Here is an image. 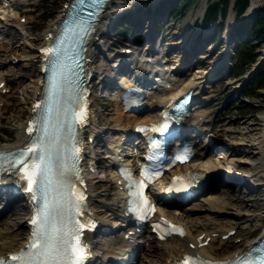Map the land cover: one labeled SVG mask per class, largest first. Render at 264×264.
I'll use <instances>...</instances> for the list:
<instances>
[{
    "label": "rangeland",
    "instance_id": "obj_1",
    "mask_svg": "<svg viewBox=\"0 0 264 264\" xmlns=\"http://www.w3.org/2000/svg\"><path fill=\"white\" fill-rule=\"evenodd\" d=\"M29 1H33V4L27 3ZM63 1L64 0H26V3L24 2L16 5L13 10L18 11L19 15L25 18L22 22L25 25L27 32L30 36L38 38L37 40H33V42H38L41 36L40 33L48 27L49 21L57 16L60 10V5ZM199 2V0L192 2V6L189 8L190 12H192L191 15L194 14L195 10L193 11V9L194 7H198ZM262 3H264V1H261L256 6H259ZM248 12L249 11L247 10L245 14ZM233 14L234 13L232 11H229L225 20H227L229 16L234 17ZM195 16H198V14ZM240 17L241 16L236 17V20H239ZM184 19L185 16L178 18L177 21L176 19L172 20L169 23L175 22L174 24L176 26H180L184 23ZM7 22H11V20L6 19L5 23ZM121 26L124 27V23H122ZM6 27L7 26L4 22L0 21V30H2L0 32V36H2L0 39V47H2L0 49V74H4L5 77V87L0 90V96L4 98L6 102L4 105L7 108L6 111H1V139L4 134H7L13 128L14 125H17L20 121L24 120L26 115L25 110L28 105L27 96L29 93V84L31 83L32 78L37 74L36 59L33 60L26 58V56L30 55V51L33 52L34 50L28 48L25 43H21L22 38L20 39V34L14 31L12 27H9L8 29ZM183 29H185V26H183ZM118 31L119 30L113 32L116 35H112V37L108 40L107 44L111 47H114L112 42H116V40L119 41L121 38ZM165 34H167L166 31ZM260 42L262 41H255V44H253V47L257 52L256 55H258L255 62L257 65L264 64V59L262 60V57L264 56V44L260 45ZM212 46L214 49L210 56H197L196 59L194 58L197 62L195 63V66L200 63L205 67L210 66V59L213 61V57H216L218 53L222 51L220 50L221 44H212ZM216 46H218V48ZM227 49L230 52L231 47L229 46ZM112 53L113 52H110V55ZM93 55L97 64L99 66L102 65V54L97 52ZM177 55H180L178 49L173 48L167 56V62H173ZM105 63L107 62L105 61ZM225 63L226 65L231 64V62L228 61H225ZM195 71L196 69L194 72ZM229 75L230 70L227 69L220 78L210 85V87H205V91L201 97L202 99H205L207 103L205 106L201 107L200 110L203 112L206 122L202 125L203 132L199 134L198 140L201 145H205L209 138L208 143L210 147L213 148V151L209 155L205 156L208 158H215L219 156L220 153H224L230 142H240L238 143L240 150L232 151V156L241 155V159H244L247 162L244 166V170L249 171V165L258 158L257 148L251 145L250 139L251 137L261 134L263 121L260 120L259 113L262 109H264V97L256 94L238 97L239 83L242 81V78H231L228 77ZM94 83H96V80H94ZM97 87L99 88L100 85L98 84ZM8 88H10L9 91ZM256 90L257 92H264V88H257ZM103 95H108V98L103 97ZM226 100L229 102L225 103ZM1 102L2 101H0V105H2ZM94 107V124L92 127L96 128L97 137L92 143H88V152L90 155H93L96 160L101 162H99V164L106 166L109 159L106 160L104 156H106V154H110V149H115V146L119 143V141L121 143V147L119 148L120 150L122 148L125 149L128 146V143L122 142L123 140L121 139L119 140L120 132L127 130L130 125L128 121L129 118L127 117L128 113H125L121 108L123 116L120 117V109L115 102L113 92L111 90L104 89V87L102 91L96 93ZM118 119L122 120L121 125H117ZM97 123L98 125H96ZM251 123H254L255 127L248 130V125ZM13 132L15 131L13 130ZM124 151L125 150H122L121 154H124ZM91 179L97 188L98 194L95 196L96 212L101 216V218H103V220L108 221V226L113 225L112 216L107 215L109 205L114 203L117 199V189H115L113 185L115 180L113 178V173L110 169L101 170L100 168H97L96 172L92 174ZM220 191H226L233 196V199L227 203V206L223 210L217 212L216 215L209 221L204 220L203 216H201L203 214V209H200L197 212V215L193 214V218L194 216H199V220H202L200 222L203 224L201 227H193L196 232L203 228L209 229L214 227L217 223L222 225L227 221L229 222L230 219L234 220V234L230 235L228 238H221L223 243L219 242L217 235L214 245L219 248L217 250L218 253H216L215 256H223L229 251L241 247L245 240L249 239L253 234H255V232H257L256 229L249 234V236L246 234L247 230L252 227V224L256 221V219L260 218L261 214L264 213L262 210V201L258 198L260 194H257L255 189H247L245 186L237 189L236 187L218 185L216 192L214 193L215 196L210 197L207 196V194L201 195L193 202L199 206H205L209 203L208 199L216 198V194ZM0 218H2V216H0ZM243 222L245 223L244 226H242ZM24 228L25 227H22L21 229V238L23 237ZM108 237V235H97L95 239L103 241V239ZM167 241L169 242V240ZM160 243L161 242L153 241L150 242L148 246H157ZM99 247V254L102 255V245L99 244ZM149 253H152V255L148 256V258L155 260L156 257L153 255V247H150Z\"/></svg>",
    "mask_w": 264,
    "mask_h": 264
},
{
    "label": "bare ground",
    "instance_id": "obj_2",
    "mask_svg": "<svg viewBox=\"0 0 264 264\" xmlns=\"http://www.w3.org/2000/svg\"><path fill=\"white\" fill-rule=\"evenodd\" d=\"M8 1L9 2L7 4L6 3H3L2 5L0 4V19L11 20V22H7V25H9V27H12V29L13 27H15L16 29L15 31L18 34H20V39L22 38L21 43H25L28 48H31L34 50L33 52L30 51L29 53L30 55L26 56V58L33 59V60L37 59L40 54L38 52V48L41 46L43 42L45 43V41H47L46 32L53 31V28H54L53 26L56 23L57 19L59 18L62 9L59 10L57 16L54 19H51V21H49L48 27L44 29L42 33H40L41 36L39 38V41L33 42V40H37L38 38L32 37L29 35L25 25L19 21V17L21 16H19V14H17V12L13 10V7H12L14 3L15 4L24 3L26 0H8ZM65 1L66 0H64V2ZM129 1H137L141 3H153L155 0H114V4L110 5L108 9L113 7L114 9L113 12L115 13L116 10H119L123 4ZM261 1H264V0H251L250 5L255 6ZM204 2L205 0H200L199 6L195 9L194 14L188 17L187 20L185 21L186 24L191 23L195 15L202 13L204 9ZM27 3H31V1ZM104 13H106V17H107L108 12L105 11ZM105 25H106V22H102L100 25H98L97 33H101V30L105 28ZM99 37H103V36H99ZM1 48L2 47H0V49ZM90 50L92 51V46L90 47ZM140 59L141 58H139L138 60L139 64H141ZM211 61L212 60L210 59L209 63ZM218 62L219 61L213 60L211 63L212 65L211 67H209V69H205L204 68L205 66L201 65L202 66L201 68L196 69L195 73L193 74V78L189 79L185 84L179 86L178 88H176L175 84H172L168 88H163L160 93H154L157 99L156 102L163 101L165 97H167L168 94H172L174 90L181 91V92L184 91L186 89V86H185L186 84H193L196 87H198L199 84L203 81V77L206 74L210 73L213 67ZM171 67H173V63ZM110 69H112L111 65H107L103 67V70H105L107 73L111 71ZM39 77H40V72L38 71V73L32 78L31 83L29 84L28 96L26 94L28 98V105L25 110L26 116L30 114L31 108H32V102L34 98L36 97L37 92L40 89ZM4 79H5L4 74H0V82L4 81ZM125 85L129 86V85H132V83L130 81H127ZM0 101H2L1 103L3 105V106L0 105V122H1L2 120L1 111L2 110L6 111L7 108L4 105L6 103L4 98H2L1 96H0ZM116 102L117 104H120L118 101ZM154 104H155L154 102L149 103V105H154ZM118 107L120 109L119 114L121 117L123 116V114L121 113V107L119 105ZM194 113H195V118L192 119L193 120L192 125L198 126L199 125L198 121L201 118H203V112L201 110L196 109ZM127 117L129 118L128 121L130 123L129 128L131 127L132 129L138 122H142L143 120L147 118L146 116L141 118L139 116H135L134 114L127 115ZM259 118L260 120L263 121V128H262L261 134L255 137H251L250 139L251 145L257 148L258 158L257 160L253 161L249 165V171L244 170V166L245 164H247V162L246 160L241 159L240 157L241 155L232 156V151L240 150L238 146V143L240 142H235V141L230 142V144L225 149V152L220 153V155L215 158L205 157V155H208L209 152L211 151V148L209 145L204 146V145H200L197 143V145L195 146V150L197 151V153L195 157L193 158L192 163L186 165L187 169L189 167H195L194 168L195 170L204 172L206 175H209L212 178H216V180H220V181H223L224 179L223 177L235 178L239 176V177H247L249 178L250 182L255 183L257 185H264V109L260 111ZM117 121H118L117 125H121L122 120L118 119ZM24 123H25L24 121H20L17 125H14L12 129L15 132H13V130L11 129L7 134H4L2 139L0 138V142L1 143L4 142L3 144L7 143L9 145H15L16 142L22 139V136H23L22 130H23ZM254 123L253 124L251 123L248 125V130H251L255 127ZM132 129H129L128 131ZM228 130L231 131L230 129ZM94 132L95 130L93 129L91 132V135H94ZM126 134H127V130L121 131L119 140L124 138ZM119 147H120V142L115 146L116 152H118ZM117 154L115 155L114 152H112V155H114L115 157L114 159H118ZM105 157H109V154H106ZM169 174H171V172L170 173L168 172V174H165L164 178H167ZM115 179L118 182L119 178L116 177ZM214 181L215 180H212V183ZM115 182H114V187L118 189L119 184L116 182V186H115ZM89 183L91 187L89 201L94 211V205L96 201L95 196L98 195L97 188L95 187L92 180ZM116 195H117L116 201L109 205L108 207L109 211L107 212V215L112 216L114 218V226L112 227H115L116 225L119 224V220L120 218H122V215H124V210H125L124 209L125 204L123 202V199L121 197V191H119V189L117 190ZM208 196H215V194L209 193ZM232 199H233V196H231V194L227 193L226 191H220L218 194H216V198L208 199L209 203H207V205L199 206L198 204L193 202V203H190V205L188 206L186 210L185 209L180 210L178 214H175L174 210L169 209L166 207V205H164L167 202H162L160 204V207L163 210L162 212L172 219L181 221L185 225V234L183 236H174L172 237L171 240H169V242L162 241L157 246H147V245L141 246V252L138 257V260L136 261L137 262L136 264H165L169 260H174L176 258L181 257L182 253H184L185 251L199 252L205 255L206 257L215 258V255L216 253H218L217 250L219 248L214 245V241L217 238L215 234H218L219 242L223 243V240L221 239V235L227 232L229 229L233 227L235 228L234 220L230 219L229 222L227 221L222 225L217 223V225H214V227H211L209 229L203 228L196 232L194 231L193 227L195 226L201 227L203 226V224H201L200 221L202 220H199V216H196V217L194 216L193 218V214L197 215V212L200 209H203V214L201 216H203L204 220L209 221L216 215L217 212L223 210L227 206V203H229V201H231ZM21 209L22 208L20 207V205L19 206L16 205L10 209H2V206H0V216H2V218H0V254H6L9 251L16 250L19 246L23 245L25 241V237L21 238L20 236L21 229L23 226H25V221H24L25 216ZM262 210L264 211V204H263ZM94 214L98 216L97 213H95V211H94ZM104 222H106V220H104ZM244 225L245 223L243 222L242 226ZM263 225H264V213L261 214L260 218L256 219V221L252 224V227L249 230H247L246 234L249 236V234H251L258 227L260 226L264 227ZM125 232L126 231H124V233ZM201 232L206 233L207 235H210L209 242L203 246H199L198 241L196 240L197 235H199ZM124 233L118 234V235L116 234L111 237L103 239V242L101 243V245L104 251L103 254L105 258L107 257L118 258L122 254L126 253V250L130 249V247L128 246H130V243L133 241L131 239H129V241L124 239ZM150 239H154V237L148 235V237L145 240L149 241ZM251 241H252V238L245 240L242 243V246H243L242 249L245 248L246 245H248ZM190 244L191 245L193 244V246L190 247ZM150 247H153V252H154L153 255L156 257L155 260L148 258V256L152 255V253L151 254L149 253ZM239 250L241 249H235V250L229 251L227 255L225 254L223 256H226V257L232 256L235 252Z\"/></svg>",
    "mask_w": 264,
    "mask_h": 264
},
{
    "label": "snow or ice",
    "instance_id": "obj_3",
    "mask_svg": "<svg viewBox=\"0 0 264 264\" xmlns=\"http://www.w3.org/2000/svg\"><path fill=\"white\" fill-rule=\"evenodd\" d=\"M44 51L51 50L46 48ZM37 103L39 104L40 101ZM72 115L73 123L75 119L82 120L85 110L81 108L77 113L73 109ZM65 118L67 119V116ZM167 124L168 121L165 119L159 125V130L165 131ZM60 127L62 126L51 124V109L49 108L42 129L38 130L39 135L32 140L31 144L20 149L15 156L12 153L0 152V157H9L14 165H20V172L26 178L29 189L38 191L42 199V203L38 204L32 215L31 222L34 227L28 251L10 253L13 264H82L83 258L88 254L87 246L80 241L78 228L72 224V209H75L76 212L80 211L83 194L79 193L73 200L70 194L60 190L67 169L66 163H63L59 168L56 163ZM28 131H32L31 125ZM78 150V148H74V151ZM29 156L30 158L26 160L25 158ZM7 162V160L0 161V163ZM124 171L132 179L130 171L127 169ZM145 176L150 178L147 169H145ZM135 184L138 187L133 192L134 204L139 201L145 186L142 181H135ZM174 186L169 185V187ZM183 186L186 187V185ZM33 199L35 200L36 197L33 196ZM143 205L150 209L154 208L146 196L143 197ZM172 229L182 232V229L174 224ZM257 259L260 258L257 257ZM0 264H8V262L0 257ZM178 264H203V262L198 257L193 258L186 254ZM218 264H227V262L221 261Z\"/></svg>",
    "mask_w": 264,
    "mask_h": 264
},
{
    "label": "trees",
    "instance_id": "obj_4",
    "mask_svg": "<svg viewBox=\"0 0 264 264\" xmlns=\"http://www.w3.org/2000/svg\"><path fill=\"white\" fill-rule=\"evenodd\" d=\"M191 0H175V4L171 8V14L176 18L181 13L185 12ZM248 0H234L233 8L238 12H242ZM229 7V0H208L207 7L204 13V22L214 21L215 32L221 28V23L218 22L220 14L224 15ZM242 25H245L249 34V39L246 42L239 40V45L233 50L235 62L232 64V72L235 75L242 74L248 67L249 63L256 58L255 48L252 46L251 40L264 41V3L254 9V11L243 19ZM236 28H233V32ZM217 34V33H216ZM237 36H239L236 33ZM264 87V65L261 66L259 73L251 76L248 81L241 86L242 93L247 95H260L264 97V93H258L257 88Z\"/></svg>",
    "mask_w": 264,
    "mask_h": 264
}]
</instances>
